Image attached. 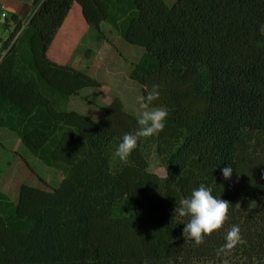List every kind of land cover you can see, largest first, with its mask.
<instances>
[{
  "label": "trees",
  "instance_id": "trees-1",
  "mask_svg": "<svg viewBox=\"0 0 264 264\" xmlns=\"http://www.w3.org/2000/svg\"><path fill=\"white\" fill-rule=\"evenodd\" d=\"M73 3L143 48L129 78L142 97L159 85L150 107L168 110L164 130L140 138L127 162L114 152L138 118L120 99L99 120L55 106L97 86L47 57ZM3 24L0 128L62 177L20 184L15 203L0 193V264H264V0H34L27 19ZM148 143L164 177L148 170ZM202 183L230 205L197 246L173 209ZM232 225L242 242L220 252Z\"/></svg>",
  "mask_w": 264,
  "mask_h": 264
},
{
  "label": "rangeland",
  "instance_id": "rangeland-1",
  "mask_svg": "<svg viewBox=\"0 0 264 264\" xmlns=\"http://www.w3.org/2000/svg\"><path fill=\"white\" fill-rule=\"evenodd\" d=\"M8 34L6 32L3 39ZM142 53L143 48L125 42L116 27L105 22L96 27L86 22L79 5L73 3L51 40L47 57L57 64L87 73L96 80L97 86L83 88L68 100H57L55 106L99 120L103 108L118 98L124 110L139 119L145 110L141 106L142 88L128 74ZM158 107H149L148 110ZM146 157L148 170L164 177V166L152 143L146 145ZM113 164H117L116 159H113ZM61 177L60 167L43 165L22 146L14 133L0 128V193L5 197L3 202L15 203L22 183L50 188L57 186Z\"/></svg>",
  "mask_w": 264,
  "mask_h": 264
},
{
  "label": "clouds",
  "instance_id": "clouds-1",
  "mask_svg": "<svg viewBox=\"0 0 264 264\" xmlns=\"http://www.w3.org/2000/svg\"><path fill=\"white\" fill-rule=\"evenodd\" d=\"M158 88L159 85L154 84L152 89L141 98V106L145 110L137 120L136 131L125 133L116 146L114 156L121 161L127 162L140 138L152 137L164 130L169 115L168 110L163 107L148 110L153 102L159 99ZM220 172L222 178L228 180L232 176L233 168L226 165L220 169ZM229 205V201L215 197L212 188L202 183L193 188L188 196L175 203L173 213L174 216L187 218V222L183 223L182 236L198 246L203 243L205 236L221 228L227 218ZM241 242L239 225H232L219 251L227 252Z\"/></svg>",
  "mask_w": 264,
  "mask_h": 264
},
{
  "label": "crops",
  "instance_id": "crops-1",
  "mask_svg": "<svg viewBox=\"0 0 264 264\" xmlns=\"http://www.w3.org/2000/svg\"><path fill=\"white\" fill-rule=\"evenodd\" d=\"M33 1L34 0H1V11L5 12L8 17L15 15L25 20L32 14ZM3 25L4 24L0 23V40L3 39L6 32L8 33L9 31L6 30Z\"/></svg>",
  "mask_w": 264,
  "mask_h": 264
},
{
  "label": "built area",
  "instance_id": "built-area-1",
  "mask_svg": "<svg viewBox=\"0 0 264 264\" xmlns=\"http://www.w3.org/2000/svg\"><path fill=\"white\" fill-rule=\"evenodd\" d=\"M1 0H0V23H4L6 19L8 18L7 14L3 11H1Z\"/></svg>",
  "mask_w": 264,
  "mask_h": 264
}]
</instances>
